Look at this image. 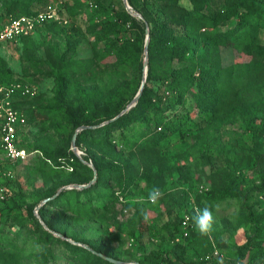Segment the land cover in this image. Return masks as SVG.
Listing matches in <instances>:
<instances>
[{"label": "trees", "instance_id": "16d2710c", "mask_svg": "<svg viewBox=\"0 0 264 264\" xmlns=\"http://www.w3.org/2000/svg\"><path fill=\"white\" fill-rule=\"evenodd\" d=\"M40 1L0 0L2 10L0 28L11 18L20 15H36L47 4L57 5V15L63 9H73L68 7L64 0L47 3L40 10L32 9ZM72 1L77 8L82 7L79 0ZM187 1L191 10L179 6L178 0H126L130 9L142 17L139 20L142 34L148 25L144 84L138 99L127 110L125 104L135 96L141 82L142 64L139 52H141L142 43L141 37L137 42L121 38L127 29L126 22L130 20L124 8L112 14V21L102 23L98 21L96 15L90 19L92 29L98 28L101 34L110 33L117 38V43L111 42L108 45V48L112 49L113 60L108 63L102 61V65L122 73L132 70L137 74L128 82L121 83L114 92L116 101L107 99L101 106L103 109L101 113L95 115L97 111L93 104L95 94L92 89H69L71 86L65 69H59L54 78L55 94L66 97L68 92L72 91L74 99L79 100L71 107L72 112L69 113L66 110L63 112L67 126H71L72 129L81 126L94 127L108 121L99 127L83 129L75 136V146L93 141L98 147V153L87 148L81 160L72 152L43 153L41 156L40 166H50L51 172H56L63 166L70 169V173L64 176L62 185H86L93 174H95V182L83 189H63L38 208L39 220L48 231L42 230L38 220L33 216L35 204L28 205L26 208L28 221L32 227L40 229L42 241L49 243L50 246L60 247L66 253V257L75 263L111 264L94 254L99 253L104 256L101 240H78L69 237L67 226L62 220L69 219L67 215L82 219L99 215L115 199L109 194L111 188L107 186L108 182L116 183L119 194L125 196L137 189L140 181H148L144 174L139 176L130 173L122 174L118 164L123 151H129L132 154L137 152L145 160L152 154L153 149L160 147L162 140L186 132L199 139H205L215 126L237 117L241 130L248 134L252 143L251 152L261 165L263 163L264 141L262 144L259 142L262 133L264 134V95H262L264 92V45L260 44L258 35L264 28V0ZM149 2L156 7L161 17H156L144 10L145 4ZM94 5L95 8H91L94 14L103 15L104 10L97 6L96 0ZM222 19L229 20L231 23L225 30L220 31L217 25ZM58 27L59 22L46 21L37 26L33 34L44 31L46 28L58 34L60 32ZM31 35L16 40L30 42ZM117 45H119L118 48ZM220 47L243 53L248 57L247 61L222 66ZM259 75L262 76L261 80H258ZM152 82L157 83L158 88L155 91L148 86ZM13 83L26 84L20 80H14L6 62L0 58V87ZM126 91H130V97L126 102H122ZM243 93H251L252 97L244 105L240 101ZM185 99L188 100L187 105L183 106ZM43 109L49 111L52 106ZM32 112L33 109L26 113L29 115ZM191 114H198L197 118L194 119ZM115 116H117L116 119L109 121ZM193 127H195L194 131H192ZM70 139V137L67 139L68 146ZM86 163H89L91 167H88ZM232 166L234 171L235 164L232 163ZM188 189L189 187L186 186L185 190ZM151 190L152 186L149 185L147 194ZM256 190L264 191V172L259 178ZM229 191L230 188L226 190L223 187L216 190L213 186L209 193L196 194L195 206L189 205L187 194L182 191L175 202L183 209V212L178 217L169 216L161 226L170 239L175 241L165 251L167 260L153 250L140 255L135 259V264H219L220 260L217 256L212 257L211 250L209 258L203 255L199 259L187 257L185 251L195 247V242L188 238V234L195 230L193 217L197 209L202 210L201 200H211L214 204H218L231 195ZM90 193H94L96 197L89 198ZM52 195L54 193L48 191L43 197L46 199ZM146 199L148 201V195ZM147 201L133 203L134 212L125 222L128 230L127 243L130 247L135 245V238L139 235L134 225L137 226L146 220ZM186 205H189L188 209ZM49 209L58 211L57 213L62 215L61 219L48 218L46 211ZM184 217L187 218V222L181 226ZM173 219H176V222ZM17 223L22 224L19 221ZM238 223L248 225L250 231L249 237L239 251L247 250V262L264 259V206L258 212L248 210L246 214H240ZM52 232L58 237L53 236ZM60 237L69 238L73 243ZM155 241L152 237L149 239L150 243ZM49 254V250H46L41 255H28L22 258L16 247L7 243L6 247L0 250V264H47ZM106 257L118 261L117 256L107 255Z\"/></svg>", "mask_w": 264, "mask_h": 264}, {"label": "rangeland", "instance_id": "374dc122", "mask_svg": "<svg viewBox=\"0 0 264 264\" xmlns=\"http://www.w3.org/2000/svg\"><path fill=\"white\" fill-rule=\"evenodd\" d=\"M56 1L41 0L32 9L40 10L47 3ZM64 1L73 9L59 11L58 30L60 32L58 34L46 28L44 31L32 33L30 42L15 40L0 47V58L6 62L12 78L31 85L36 91L32 97L17 98L12 102V107L24 118V124L16 128L13 142L17 148L24 149L28 157L23 163L6 164L4 170L8 172V176L0 178V190H2L0 250L6 247L7 243H11L20 252L22 258L28 255L38 256L49 250L47 264L78 263L66 257V253L60 247L50 246L49 243L42 241L40 229L32 227L28 221L26 208L28 205L35 204L33 216L38 220L41 229L48 231L39 220L38 208L54 198L53 196L61 190L75 189L71 187L76 184L62 185L61 182L64 176L70 173V169L63 166L56 172H51L50 166H40L41 156L43 153L72 152L81 160L87 148L96 153L99 152L93 141L79 144V146H75L74 143L71 147L70 142L69 146L67 145V139L71 138L78 128L72 129L65 124L63 112L65 110L72 112L71 107L79 100L74 99L72 91H69L66 97L55 94L54 78L59 69H65L71 86L69 89H92L95 94L93 104L97 111L95 115H97L103 110L101 106L104 101L107 99L116 101L114 92L121 83L128 82L131 77L137 75L132 70L122 73L102 65V61L108 63L113 60L112 49L108 48V45L111 42L117 43V38L110 33L101 34L98 28L92 29L90 26L93 15H96L98 21L102 23L112 21V14L124 8L122 1L96 0L97 6L104 10L103 15L94 14L86 0H79V4L82 3L80 8H77L72 0ZM178 5L189 8L187 0H178ZM144 10L156 17H161L156 7L150 2L145 4ZM128 14L130 20L126 22L127 29L121 38L137 42L141 37L142 48L139 58L143 64L147 60V46L145 51L143 47L146 37L148 43V25L145 27L146 36L145 29L143 34L141 31L140 14L135 11ZM230 23L231 21L222 19L217 28L223 31L229 27ZM258 39L260 44L264 45V28L260 31ZM219 53L222 66H228L234 62L244 63L248 58L243 53L230 48L220 47ZM143 76L144 70L140 79ZM261 78L262 76L259 75L258 80ZM148 86L154 91L158 88L156 82ZM126 92L122 102H126L130 97V91ZM251 99V93H243L240 97L242 105ZM132 100L133 98L125 104L126 110L133 105ZM187 101L185 99L182 105L186 106ZM47 106H52V109L44 110L43 108ZM32 109L33 112L28 115L26 112ZM197 115L191 114L194 119ZM236 118L233 117L215 126L205 139H199L186 132L162 140L160 147L153 149L152 154L145 160L137 152L132 154L129 151H123L118 164L122 174L130 173L137 176L144 174L148 181H140L137 189L125 196L119 194L116 183L108 182L107 186L111 188L109 194L111 198L115 197L114 201L108 204L99 215L90 219L66 214L69 219L65 220V218L62 222L67 226L69 237L78 240H101L104 256H117L121 264H135V259L140 255L153 250L167 260L165 251L175 241L170 239L161 226L169 216L178 217L183 212L175 199L182 191H185L189 205L195 206L196 194L209 193L213 186L216 190L225 187L226 190L230 188L231 195L218 204H214L211 200H201L202 209L208 207L212 210L213 230L210 235L204 236L194 226L195 230L189 232L188 238L195 242V247L186 250V256L199 259L204 255L205 258H209L210 254L216 251L217 258L222 260L223 264H264V259L247 262V250L239 251L249 237L250 231L248 225L238 223V216L246 214L248 210L258 212L264 206V191L256 190L259 178L264 172V154L261 165L250 150L252 143L248 134L243 133ZM106 122L94 127L102 126ZM194 130L195 127L192 128V131ZM263 141L262 133L259 144ZM232 163L235 164L234 171H232ZM86 165L91 167L89 163ZM94 182L95 174L87 184L91 185ZM149 185L164 192L163 198L155 204L146 199ZM186 186L189 187L188 190H185ZM48 191L53 192L54 195L44 199L43 195H46ZM95 197L94 193L89 194V198ZM139 201L148 203L146 220L137 226L134 225L139 235L135 238V245L130 247L127 243L128 230L125 222L134 212L133 203ZM189 205H186V209ZM46 212L48 218L61 219L62 215L57 213L58 211L49 209ZM173 220L176 222V219ZM18 221L22 224L17 223ZM180 225L183 226V221ZM51 234L58 237L54 232ZM151 237L156 240L154 243L149 242ZM60 238L73 243L69 238ZM78 245L83 247L81 244Z\"/></svg>", "mask_w": 264, "mask_h": 264}, {"label": "built area", "instance_id": "2783aa9c", "mask_svg": "<svg viewBox=\"0 0 264 264\" xmlns=\"http://www.w3.org/2000/svg\"><path fill=\"white\" fill-rule=\"evenodd\" d=\"M86 1L90 8H95L94 0ZM57 8L55 4H47L34 16L20 15L11 18L0 28V47L17 38L32 34L37 26L46 21L59 22ZM35 92L34 87L28 84L13 83L0 87V178L8 176V172L4 170L6 164L22 163L28 157V154L17 148L13 142L16 128L24 124V118L12 107V102L17 98L32 97ZM1 193L2 190H0V199L2 198ZM186 222L187 218L185 217L183 225ZM216 256V251H213L212 257Z\"/></svg>", "mask_w": 264, "mask_h": 264}, {"label": "clouds", "instance_id": "9594fccd", "mask_svg": "<svg viewBox=\"0 0 264 264\" xmlns=\"http://www.w3.org/2000/svg\"><path fill=\"white\" fill-rule=\"evenodd\" d=\"M188 10H191L190 6ZM163 196H164V192L161 189L154 186L148 194V200L151 203L155 204L160 199H162ZM193 219L195 222V227L201 235L204 236L210 235V233L213 230L212 225L214 222L212 210L210 208L205 207L202 210L197 209L196 215L193 217ZM220 264H223L222 260L220 261Z\"/></svg>", "mask_w": 264, "mask_h": 264}, {"label": "water", "instance_id": "95a60500", "mask_svg": "<svg viewBox=\"0 0 264 264\" xmlns=\"http://www.w3.org/2000/svg\"><path fill=\"white\" fill-rule=\"evenodd\" d=\"M122 1V3H123V5H124V8H125V11L127 12V13H132V10L129 8V6L127 5V3H126V1L125 0H121ZM139 17V16H138ZM145 34H146V36H147V29H145ZM146 46H147V37H146V39H145V42H144V51H145V49H146ZM145 69H146V62L144 61L143 62V64H142V70H144V76L142 77V79H141V82H140V84H139V87H138V90H137V93L135 94V96L133 97V100H132V103L134 104L135 102H136V100L138 99V97H139V95H140V93H141V91H142V88H143V84H144V79H145ZM122 113V112H121ZM120 113V114H121ZM119 114V115H120ZM118 115V116H119ZM117 118V116H115L114 118H112L111 120H109V121H113L114 119H116ZM108 122V121H107ZM86 128H94V127H85V126H81V127H79L78 128V130L77 131H75L74 133H73V135H72V137H71V140H70V145H71V147L73 146V144H74V140H75V136H76V134L79 132V131H81V130H83V129H86ZM89 184H86V185H74V186H72L71 188H75V189H83V188H86L87 186H88ZM56 195V194H55ZM54 195V196H55ZM53 196V197H54ZM44 201H46V200H44ZM84 248H86L85 246H83ZM92 253H94V252H92ZM96 256H98V257H100V258H102L103 260H105V261H107V262H109V263H111V264H121V262L120 261H116V260H113V259H111V258H108V257H106V256H103L102 254H99V253H94Z\"/></svg>", "mask_w": 264, "mask_h": 264}]
</instances>
